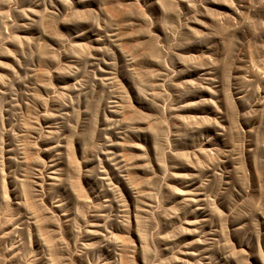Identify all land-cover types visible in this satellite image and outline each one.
Returning <instances> with one entry per match:
<instances>
[{
	"label": "rangeland",
	"instance_id": "374dc122",
	"mask_svg": "<svg viewBox=\"0 0 264 264\" xmlns=\"http://www.w3.org/2000/svg\"><path fill=\"white\" fill-rule=\"evenodd\" d=\"M0 264H264V0H0Z\"/></svg>",
	"mask_w": 264,
	"mask_h": 264
}]
</instances>
